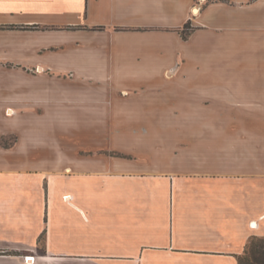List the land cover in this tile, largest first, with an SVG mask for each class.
Returning <instances> with one entry per match:
<instances>
[{
  "label": "crops",
  "instance_id": "1",
  "mask_svg": "<svg viewBox=\"0 0 264 264\" xmlns=\"http://www.w3.org/2000/svg\"><path fill=\"white\" fill-rule=\"evenodd\" d=\"M257 236L264 0H0V264H241Z\"/></svg>",
  "mask_w": 264,
  "mask_h": 264
},
{
  "label": "trees",
  "instance_id": "2",
  "mask_svg": "<svg viewBox=\"0 0 264 264\" xmlns=\"http://www.w3.org/2000/svg\"><path fill=\"white\" fill-rule=\"evenodd\" d=\"M192 30L190 22L182 28L183 37H187ZM241 264H264V237L257 236L250 239L247 250L240 258Z\"/></svg>",
  "mask_w": 264,
  "mask_h": 264
},
{
  "label": "built area",
  "instance_id": "3",
  "mask_svg": "<svg viewBox=\"0 0 264 264\" xmlns=\"http://www.w3.org/2000/svg\"><path fill=\"white\" fill-rule=\"evenodd\" d=\"M27 259H28V260H35V257H30V256H28Z\"/></svg>",
  "mask_w": 264,
  "mask_h": 264
},
{
  "label": "bare ground",
  "instance_id": "4",
  "mask_svg": "<svg viewBox=\"0 0 264 264\" xmlns=\"http://www.w3.org/2000/svg\"><path fill=\"white\" fill-rule=\"evenodd\" d=\"M255 225V224H254Z\"/></svg>",
  "mask_w": 264,
  "mask_h": 264
}]
</instances>
